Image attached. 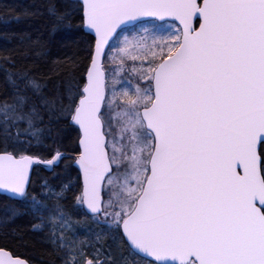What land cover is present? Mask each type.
Masks as SVG:
<instances>
[{
	"label": "snow or ice",
	"instance_id": "1",
	"mask_svg": "<svg viewBox=\"0 0 264 264\" xmlns=\"http://www.w3.org/2000/svg\"><path fill=\"white\" fill-rule=\"evenodd\" d=\"M15 12V10H13ZM77 29L45 70L0 45V264H264V0H40L17 23ZM76 131L75 180L44 149ZM43 163L52 177L33 179Z\"/></svg>",
	"mask_w": 264,
	"mask_h": 264
},
{
	"label": "trees",
	"instance_id": "2",
	"mask_svg": "<svg viewBox=\"0 0 264 264\" xmlns=\"http://www.w3.org/2000/svg\"><path fill=\"white\" fill-rule=\"evenodd\" d=\"M39 2L40 0H0V45L4 43L3 33L5 31L28 30L32 32L33 38L42 36V39L47 41L49 48V55L45 62V70H47V67L52 65V61L64 60L77 51L82 54L86 44L82 39V34L75 28L71 31L50 32L51 24L45 18L16 22L14 15L20 11L21 6ZM76 135V131L67 129L62 133V139L48 142L49 147L43 150L45 155L42 159L50 158L47 153L50 151L54 154L57 149L66 154L67 159L61 160L55 167V173L60 174L57 182L69 178L75 180L77 176V171L72 166L73 157L77 154L74 151ZM52 176L53 171L48 173L40 167L34 168L33 179ZM3 243L4 241L0 240V244ZM9 246L21 258L30 260L31 264H49L51 259L48 255L49 249L40 241L39 237H33L26 246L11 243Z\"/></svg>",
	"mask_w": 264,
	"mask_h": 264
},
{
	"label": "water",
	"instance_id": "3",
	"mask_svg": "<svg viewBox=\"0 0 264 264\" xmlns=\"http://www.w3.org/2000/svg\"><path fill=\"white\" fill-rule=\"evenodd\" d=\"M64 154V153H63ZM65 156H66V154H64ZM76 156V155H75ZM75 156L73 157V167L76 169V171L78 172V169H77V167H76V165H75V162H74V158H75ZM61 161V160H60ZM60 161H57V165L59 164V162ZM35 167H41V168H43L46 172H48V173H50L51 171H52V169L49 167V166H47V165H45V164H43V163H37V164H34L33 165V169L35 168Z\"/></svg>",
	"mask_w": 264,
	"mask_h": 264
},
{
	"label": "flooded vegetation",
	"instance_id": "4",
	"mask_svg": "<svg viewBox=\"0 0 264 264\" xmlns=\"http://www.w3.org/2000/svg\"><path fill=\"white\" fill-rule=\"evenodd\" d=\"M72 166H73V164H72Z\"/></svg>",
	"mask_w": 264,
	"mask_h": 264
}]
</instances>
